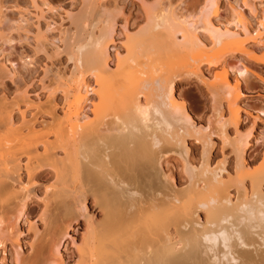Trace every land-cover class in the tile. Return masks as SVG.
<instances>
[{
	"label": "bare ground",
	"instance_id": "obj_1",
	"mask_svg": "<svg viewBox=\"0 0 264 264\" xmlns=\"http://www.w3.org/2000/svg\"><path fill=\"white\" fill-rule=\"evenodd\" d=\"M73 1L78 13L48 0H0L1 49L26 48L18 63L0 60V210L39 173L52 171L54 212L65 220L50 244L59 260L63 239L83 220L78 251L84 264L85 257L90 264H264V153L247 158L264 109L240 132L249 67L237 69L233 80L225 62L237 52L264 64V0L261 11L255 0H235L226 23L220 0H142L144 25L129 31L124 54L116 45L121 10L105 0ZM44 7L71 20L73 28L60 32L68 36H49ZM49 47L67 53L72 75L56 89L40 78L47 93L38 104L20 71L33 76L37 54ZM214 63L222 65L220 82L211 83L217 126L201 127L177 96V81L206 80L202 67ZM6 77L18 90L24 86L20 95L9 94ZM227 88L233 90L231 121L221 115L219 90ZM217 137L222 159L216 163ZM176 156L178 168L168 163ZM32 192L14 204L15 227ZM89 196L98 211L89 207ZM6 232L22 248L20 233L10 226Z\"/></svg>",
	"mask_w": 264,
	"mask_h": 264
},
{
	"label": "rangeland",
	"instance_id": "obj_2",
	"mask_svg": "<svg viewBox=\"0 0 264 264\" xmlns=\"http://www.w3.org/2000/svg\"><path fill=\"white\" fill-rule=\"evenodd\" d=\"M48 1L53 7L64 6L67 10H72L73 13H78L80 9V6L78 5L73 6V0ZM178 1L179 2L175 0L177 5H181L180 0ZM255 1L252 2V4L257 5V8L259 11H261L262 6H260V3L262 0ZM234 2L235 0H220L221 14L225 23L229 20L231 21L230 11L231 5ZM105 3L108 4V7L110 6L112 8H119L121 10L120 14L122 12L118 19V41L116 45L119 52L124 54L125 49L122 46H124L126 43V38L130 34L129 31L132 33L137 32L144 25L141 21L144 17V10L142 6L143 2L142 0H105ZM44 10L46 11V16L48 19L47 21L52 23V31H48L49 36L55 39L68 36L67 33H63L61 35L60 32L62 30L73 28L71 25V20L68 19L64 13H48L45 7ZM13 11H16V9L12 8L9 11L11 17L15 16ZM245 11L247 12L248 9ZM43 24H45L44 21ZM45 25L44 30L46 31L47 27ZM60 46L64 48V44H60ZM21 47L22 46L17 47L19 52L15 50L3 52L0 43V60L6 58L8 60L15 61L16 63L20 62V54L23 53V51H26V48H24L25 46H23V49ZM62 51L61 53L56 52L53 48L49 47L47 51L48 54L43 52L37 54L39 55L37 57L38 62L36 65L37 72L33 76L30 71H20L25 77L28 89L31 91L30 97L32 100L35 99L37 102L39 101L38 104L45 102L47 93V90L43 89L39 83L40 78H44V81L47 84L52 83L54 89H56L59 84L66 82V80L72 75V64H70L68 60L67 53ZM111 53L113 58V62L111 64L114 67L116 63L114 60L116 59L115 54L117 53L114 47H111ZM225 62L230 66L231 78L233 80H235L234 76L236 78L237 69H241L243 65H247V67H249V71L243 76L242 86L244 96H242L240 103L243 107V123L241 125L240 132L247 133L254 125V120H256L255 118L257 115H259V111L264 109V64L249 57L240 55L237 52L227 55ZM220 65L221 64L218 63L208 66L203 65L202 72H205V74L209 77L206 80H204L205 78L202 79L201 77L190 76L184 77L183 79H179L177 81V96L181 100V103H185L187 105L190 114L195 118L201 127L217 126V110L219 106L217 102L214 101L211 91L214 89H212V85L214 83L218 84L220 82V79L216 77V75L222 71V65ZM46 69H49L50 73L44 76ZM12 78L13 77H6L4 82L9 84L8 92L12 97H14L20 95L25 88L22 86V88H19L18 90L17 86H15V84L12 82ZM16 81L18 82L17 78ZM211 83L213 84L211 85ZM219 91L220 99L223 100L221 115H223L224 120L231 121L229 109L230 105L228 101L231 98L229 93L233 92V90L227 88ZM37 96L39 97L38 99H36ZM60 98L61 96L58 99ZM33 106L34 105H32V108L34 109L35 106ZM32 108H29V111H31ZM228 132L231 134V136H235L234 129L232 127H228ZM214 141L216 142V146L212 154H220L222 149L221 140L217 137L214 138ZM251 141L253 145L247 153V158L250 161L261 157L264 153V121L256 122ZM188 142L189 144L194 143L193 141ZM193 151L195 153H199L201 151V146L195 145V147H193ZM224 151L229 155L231 153L228 148H226ZM214 157L215 156L213 155V158ZM177 158V156L169 158L168 163L178 168L180 165L178 164ZM221 159L222 157L220 154V157L216 160V163ZM260 163L261 159L254 164V167L259 166ZM52 173V171H44L39 173L37 176L38 178L35 179L36 183L30 186H25L24 189L19 190L17 199L15 196L11 195L13 198L2 205L4 209H1L2 211L0 210V264H41L54 260L55 264H84V262L81 260L83 256L80 255L78 251V248L82 246L83 237L85 234L83 220H79L78 224H73L72 228L69 229L68 232L72 237H65L63 239L62 244L59 247V251L64 254L63 260H59L58 257L55 258L53 254L54 251L51 250L52 248L50 247V244L54 239V236L59 233L60 229L63 228L62 226L65 221L59 216H56V212H54V204H56V202L53 199L55 196L52 197V188L56 185V178ZM26 176V173H23V181L25 183L27 182ZM46 187L51 188V190L47 189ZM29 191L33 192L30 194L27 200L25 214L19 221V225L15 227L14 221H10L12 211L14 210V204L24 195L27 196L30 193ZM92 198L93 197L91 196L88 197V205L89 207L93 208V210L95 209L98 211L94 205V202H92ZM7 226L13 227L14 232L20 233L19 241L22 245V248L17 247V244L14 240L15 236L6 232ZM85 258H87V260ZM85 258L84 259L87 261L85 264H88V260L90 264V259H88V257Z\"/></svg>",
	"mask_w": 264,
	"mask_h": 264
}]
</instances>
